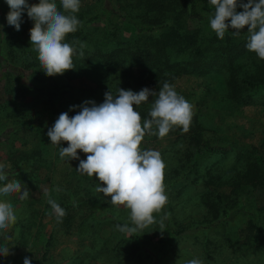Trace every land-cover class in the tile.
Returning <instances> with one entry per match:
<instances>
[{
	"label": "rangeland",
	"instance_id": "obj_1",
	"mask_svg": "<svg viewBox=\"0 0 264 264\" xmlns=\"http://www.w3.org/2000/svg\"><path fill=\"white\" fill-rule=\"evenodd\" d=\"M81 1L88 2V0ZM38 2L39 0H30L29 5ZM90 25L97 26L98 29L92 33L88 32L83 42H90L93 45L105 43V36L99 25ZM122 29L123 34L127 36L132 32L128 24H123ZM28 41L29 39L26 43ZM28 45L31 43L28 42ZM111 45L110 42L108 48ZM30 47L34 48V46ZM25 50H29L27 46L15 50V53ZM28 52L29 56L32 55L30 52L35 53L21 52L19 54L21 59H24ZM117 69L108 71V64L105 65L100 59H96L83 65L80 74L71 78L70 82L76 88L86 89L98 85L105 87L95 97V102L99 105L104 101V93L109 89L112 91L114 84L132 83L131 78H121L118 72L120 70ZM222 81L221 75L191 74L180 76L170 84L178 94L194 106L193 117L198 116L203 128L201 139L203 138L211 147L220 149L209 151L201 159L202 168L206 164L216 162L213 165L215 172H225L233 166H237V169L241 168L248 154L241 153L244 154L243 160H238L239 149L243 148L247 151L255 149L259 152L264 140V107L257 105L240 107L223 101ZM140 87L142 89L147 85L142 82ZM131 88L135 89L136 86ZM0 96L3 94L1 93ZM26 101L32 102L34 109L37 110L36 114L25 119L22 117L17 123L6 116L0 120V133L12 125L18 130V133L12 137L16 149L6 151L0 146V163L11 164L14 157L10 154L19 155L21 147H26L27 151L33 149L30 152L34 154L39 151L38 153L44 158L32 167L29 165L31 168L25 177L8 174V181L20 180L30 190V195L24 200L19 198L20 193L0 197V200H8L13 204L18 217L15 225L5 232H0V241L7 244L10 252L13 253L0 256V264H23L26 256L31 264H186L193 258L201 259L203 264H264V232L255 244L252 241L246 244L248 243L245 238L248 232L246 217L239 218L231 214L227 217L226 223L205 225L210 218L207 203L214 200V192L206 185L204 177L197 178L193 182L192 178L196 176L190 173L187 178L178 179L185 171L180 169L179 164L184 151L183 138L168 134L163 138H144L141 142L142 150H157L162 156L165 163L163 183L168 201L161 212L153 214L156 223L138 231L130 238L127 234L118 231L117 224L112 220L117 218L123 224H131L130 210L122 205L111 204L110 197L96 192V187L100 183L96 176L89 177L87 174L77 172L75 169L77 161L68 160L67 157L61 159L59 146L50 142L47 131L53 126L59 114L57 112L50 114V110L38 98L29 96ZM144 105L146 103L135 108ZM22 120L26 122H20ZM19 127L25 130L29 127L30 132L23 133ZM194 129L193 127L191 130ZM198 130L189 133L197 134ZM63 144L64 142H61L60 147ZM35 158L30 163H34ZM235 161L238 163L236 164ZM176 170L180 174H174ZM199 170L202 172L200 167ZM231 175H234V172ZM8 181L0 182V186ZM100 186L104 185L100 183ZM57 187L62 191H55ZM219 190L229 193L230 186L224 185ZM86 191L100 205L85 210L89 206L83 198L86 197L84 194ZM45 192L50 196H45ZM69 192L72 193L69 202L74 204L77 210L68 227L62 222H57L47 200L51 198L58 203V196L62 193L70 196ZM69 196L67 198H70ZM248 198L243 195V199ZM77 201L84 203L77 205ZM253 201L256 207L264 209V190L256 191ZM225 202L231 210V202L228 199ZM61 207L68 211L64 206ZM165 215L167 218L164 219V227L161 228L159 221ZM94 216L96 219L90 220ZM68 217L64 216L61 221ZM259 225L264 231V220H260ZM180 229L186 230L180 232ZM50 235L51 239L46 245L45 240ZM13 237H16L17 241L9 243L15 239ZM135 239L141 245L132 253V242Z\"/></svg>",
	"mask_w": 264,
	"mask_h": 264
},
{
	"label": "trees",
	"instance_id": "obj_2",
	"mask_svg": "<svg viewBox=\"0 0 264 264\" xmlns=\"http://www.w3.org/2000/svg\"><path fill=\"white\" fill-rule=\"evenodd\" d=\"M27 2L30 3V0ZM55 2L58 10L63 11L60 0ZM241 2L246 3L247 0H238V4ZM236 10L242 11L239 7ZM8 11L5 0H0V25L3 26L0 28V94H3L0 96V120L6 116L17 123L22 117L25 119L36 114L37 110L34 109L32 102L26 101L29 96L40 99V102L50 110V114L57 112L60 115L67 112L69 117L74 116L80 109L75 108L70 111L71 106L81 105L86 100L96 101V95L101 89L102 91L105 89L102 85L86 89L76 88L70 82L71 78L80 74L83 65L96 59H100L105 65L108 64V71L118 68L121 78L132 79V83L114 84L115 87L111 89L114 96L118 94L117 88L139 92L142 82L147 85V88L158 92L165 82L171 84L183 75H221L223 101L240 107L250 105L264 107V60L259 59L255 53L246 48L249 36L247 26L241 30L239 36H234L235 30L229 29L224 38L219 39L210 28V18L214 16L215 9L209 0H88L87 3L81 1L80 10L76 13L81 25L76 32L66 36L65 42L71 44L73 41H79L85 47L81 49L79 44H76L77 52L72 57L74 68L55 76L45 74L37 52L30 47L32 45H28L33 22L28 18L27 13H22L23 22L20 30L16 31L14 27L7 24ZM90 24L99 25L105 36V43L93 45L90 42H83L88 32L92 33L98 29L97 26L92 27ZM123 24H128L132 28L128 36L123 34ZM110 42L112 45L108 48ZM24 46H27L29 50L21 51L22 53L27 51L35 53L30 52L32 55L29 56L28 52L25 58L21 59L19 56L21 52L15 53V50ZM81 52L83 55L80 54ZM134 85L136 88H131ZM156 98L150 96L146 105L136 109L142 121L150 119L149 111ZM192 123L187 132L180 127H174L168 133L185 141L184 155L181 152L182 157L179 163L180 169L185 171L178 179L187 178L190 173L196 176L192 178L193 182L197 178L204 177L206 185L214 192V200L207 203L210 218L205 225L226 223L227 217L231 214L239 218L246 217L248 231L245 234L246 242H248L246 244L251 241L255 244L264 232L259 225V221L264 220V209L256 207L253 201L254 193L264 190V140L259 152L255 149L251 151L239 149L238 160L242 161V155L248 154L241 168L237 169V166H233L225 172H215L213 165L216 162L206 164L202 168L203 160L201 159L209 151L220 149L211 147L203 138L201 139L203 128L198 116L192 117ZM193 127L194 131L191 130ZM29 129V127L26 130L23 127L20 128L26 134L30 132ZM153 130L156 131L155 126ZM196 130H198L197 134L189 133ZM17 133L18 130L13 125L6 127L0 133V146L6 151L16 149L13 146L12 137ZM144 138L157 139L158 135H145ZM67 146V142H64L62 147ZM25 148L21 147L17 156L14 153L10 154L14 158L9 164L10 167L5 169L7 174L25 177L34 164H38L41 158L43 160L44 156L38 153L39 151L34 154L30 152L33 149L27 151ZM78 155L81 160L86 159V154L79 150ZM34 158L35 162L30 163ZM76 161L77 168L79 160ZM235 163L237 164L238 161ZM233 172L234 175H231ZM174 174L178 175L180 172L176 170ZM224 185L230 186L229 193L219 190ZM69 194L70 196L63 193L58 196V204L68 209L65 217H69L61 221L66 226L76 215L77 210V207L69 202L72 193L69 192ZM84 194L86 197L83 196V198L89 204L85 210H91L93 209L91 206L100 205L88 191ZM243 195L249 198L243 199ZM226 199L231 202V210L225 202ZM81 203L84 202H76L77 205ZM93 219H96V216L90 218V220ZM112 220L117 225H123L117 218ZM13 238L15 239L9 243L17 241L16 237ZM49 239L51 235L46 238V245ZM3 243L0 241V244ZM140 245V242L135 239L132 242V253Z\"/></svg>",
	"mask_w": 264,
	"mask_h": 264
},
{
	"label": "clouds",
	"instance_id": "obj_3",
	"mask_svg": "<svg viewBox=\"0 0 264 264\" xmlns=\"http://www.w3.org/2000/svg\"><path fill=\"white\" fill-rule=\"evenodd\" d=\"M9 11L7 24L20 30L22 13L26 12L33 22L30 29V43L38 54L41 68L47 76L62 75L74 68L72 57L76 54V44L82 49L85 45L79 41L65 42L68 34L77 31L81 21L76 13L81 0H60L63 11L58 10L55 0H39L31 4L27 0H5ZM214 6V16L210 18V28L219 39L226 31L235 30L239 36L247 26L249 33L246 48L264 60V0H247L238 4V0H209ZM237 7L242 11L237 12ZM67 13V14H66ZM230 22V23H229ZM3 26L0 25V28ZM83 55V53H80ZM157 97L149 111L150 119L142 121L135 106ZM79 108L77 114L69 117L61 113L47 136L53 145L59 146L61 159L79 160L76 171L96 176L100 183L96 192L110 197L113 205H122L130 210L131 224L117 225L118 231L130 238L138 231L156 223L154 213L162 211L168 201L163 183L165 163L157 150H142L140 145L145 135L165 137L174 127L184 132L190 128L194 106L174 87L165 82L158 92L147 87L139 92L119 88L113 95L109 90L104 93V101L99 105L86 100L81 105H73L70 111ZM155 126L156 131L153 130ZM67 142V147H60ZM78 150L86 154L81 160ZM10 165L0 163V182L8 181L5 171ZM60 192L62 189L56 188ZM20 193V199L29 198L30 190L20 180L13 179L0 186V197H9ZM45 196H50L45 192ZM57 222H61L66 211L49 198ZM159 221L164 227V219ZM14 206L8 200H0V232H5L17 223ZM14 246V245H13ZM13 254L7 244H0V256ZM23 264H31L26 256ZM186 264H203L199 258L188 260Z\"/></svg>",
	"mask_w": 264,
	"mask_h": 264
}]
</instances>
